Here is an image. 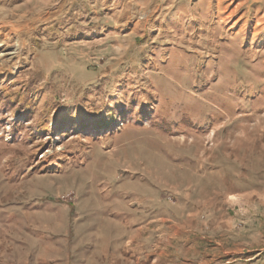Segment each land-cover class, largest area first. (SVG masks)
<instances>
[{"label":"rangeland","instance_id":"374dc122","mask_svg":"<svg viewBox=\"0 0 264 264\" xmlns=\"http://www.w3.org/2000/svg\"><path fill=\"white\" fill-rule=\"evenodd\" d=\"M0 264H264V0H0Z\"/></svg>","mask_w":264,"mask_h":264}]
</instances>
